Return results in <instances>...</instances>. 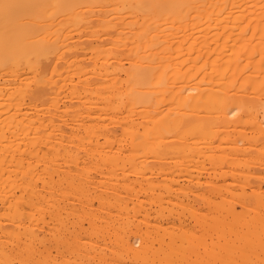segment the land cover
<instances>
[{
	"label": "bare ground",
	"instance_id": "6f19581e",
	"mask_svg": "<svg viewBox=\"0 0 264 264\" xmlns=\"http://www.w3.org/2000/svg\"><path fill=\"white\" fill-rule=\"evenodd\" d=\"M0 264H264V0H0Z\"/></svg>",
	"mask_w": 264,
	"mask_h": 264
},
{
	"label": "rangeland",
	"instance_id": "374dc122",
	"mask_svg": "<svg viewBox=\"0 0 264 264\" xmlns=\"http://www.w3.org/2000/svg\"><path fill=\"white\" fill-rule=\"evenodd\" d=\"M94 176H95V175H94ZM96 207H98V205H96ZM138 218H139V217H138ZM138 218H137V217H133V218H132L131 222H133V225H134V223H136V224L138 223V224H139L138 220L142 219V217H140V219H138ZM133 219H134V220H133ZM137 219H138V220H137ZM136 220H137V222H136ZM68 221H69V224H68V225L70 226V224H71L70 229H72L73 226H72V223H71V222L73 221V218H70ZM134 221H135V222H134ZM136 224H135L134 226H136ZM87 226H88V225L86 224L85 227H87ZM54 253H57V252L54 251Z\"/></svg>",
	"mask_w": 264,
	"mask_h": 264
}]
</instances>
